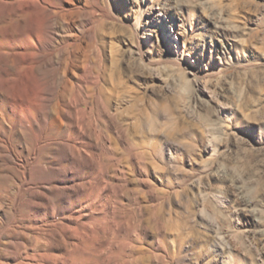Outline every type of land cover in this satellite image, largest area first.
<instances>
[{
    "label": "rangeland",
    "instance_id": "obj_1",
    "mask_svg": "<svg viewBox=\"0 0 264 264\" xmlns=\"http://www.w3.org/2000/svg\"><path fill=\"white\" fill-rule=\"evenodd\" d=\"M56 5L77 131L9 214L47 220L3 242L25 235L27 264H264V0Z\"/></svg>",
    "mask_w": 264,
    "mask_h": 264
},
{
    "label": "bare ground",
    "instance_id": "obj_2",
    "mask_svg": "<svg viewBox=\"0 0 264 264\" xmlns=\"http://www.w3.org/2000/svg\"><path fill=\"white\" fill-rule=\"evenodd\" d=\"M57 1L0 0V257L12 256L15 264H27L25 260L35 258V255L28 254V238L24 235V242L20 243L3 242V239L15 240L19 236L16 223L31 222V218L39 220V216L31 209L36 204L30 202L21 206L19 220L9 214L12 210L16 211L18 197L29 198L40 193L43 199L47 198L45 180L39 189L33 188L32 171L38 168L41 174H45L48 169L44 155L52 138L61 136L67 143L75 133L73 130L77 129V122L74 121L77 119L76 113H73L75 116L72 112L66 113L67 104H62L58 99V93L62 90L68 92L64 95L69 97L64 96L66 99L63 102H69L72 95L77 93L71 94L77 88V74L71 73L68 66L70 59H62L59 52L54 51L59 45L56 34L60 29L55 21L59 12ZM73 1L61 0L69 4ZM133 1L141 16L146 8V0ZM75 46L70 45L69 49ZM5 197L12 199L7 211L4 209ZM42 201L44 203L38 206L43 209L40 220L44 222L49 214L45 200ZM11 244L12 252L9 254L7 246ZM20 247L26 251L21 253ZM0 264L4 262L0 261Z\"/></svg>",
    "mask_w": 264,
    "mask_h": 264
}]
</instances>
